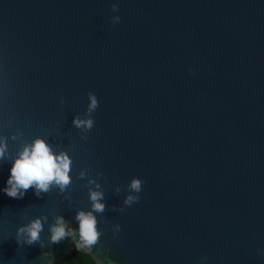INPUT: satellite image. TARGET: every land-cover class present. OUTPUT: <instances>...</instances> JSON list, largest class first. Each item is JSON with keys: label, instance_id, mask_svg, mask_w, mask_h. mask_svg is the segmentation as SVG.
<instances>
[{"label": "water", "instance_id": "95a60500", "mask_svg": "<svg viewBox=\"0 0 264 264\" xmlns=\"http://www.w3.org/2000/svg\"><path fill=\"white\" fill-rule=\"evenodd\" d=\"M89 114L91 130L73 125ZM36 136L71 155L73 179L0 191V264L70 253L49 226L77 224L96 183L104 264H264V0H0V137L15 155ZM37 216L40 241L21 246Z\"/></svg>", "mask_w": 264, "mask_h": 264}, {"label": "clouds", "instance_id": "9594fccd", "mask_svg": "<svg viewBox=\"0 0 264 264\" xmlns=\"http://www.w3.org/2000/svg\"><path fill=\"white\" fill-rule=\"evenodd\" d=\"M119 19V18H118ZM194 72V69H189ZM88 112H94L99 106L98 96L94 91H89ZM77 128L91 130L95 125V119L87 116L75 115L72 121ZM15 139V136H13ZM8 160L11 164L5 186L0 188L6 195L12 198L22 199L31 189L37 196L58 187L62 192L72 182V157L65 150H57L44 136H36L12 155L8 151L7 139L0 137V163ZM84 173H81L83 176ZM90 184L95 181L90 180ZM144 180L140 176H134L128 184V193L123 200L124 206H131L140 200ZM100 185L95 184L89 188L90 209H79L75 213L77 224H73L63 215H57L54 222L49 226V243H59L66 237H72L74 246L86 255V264H104L93 252V247L98 243L102 232L98 227L96 213H102L106 208L104 192ZM47 218L37 216L27 224L17 228L15 239L23 246L32 245L41 239L44 222ZM47 264H56L54 259H49ZM115 264V261H111Z\"/></svg>", "mask_w": 264, "mask_h": 264}, {"label": "trees", "instance_id": "16d2710c", "mask_svg": "<svg viewBox=\"0 0 264 264\" xmlns=\"http://www.w3.org/2000/svg\"><path fill=\"white\" fill-rule=\"evenodd\" d=\"M87 257L74 246L65 257L56 260V264H86Z\"/></svg>", "mask_w": 264, "mask_h": 264}]
</instances>
